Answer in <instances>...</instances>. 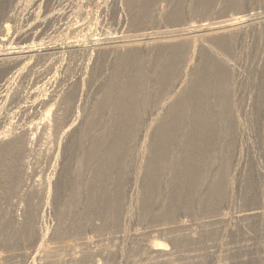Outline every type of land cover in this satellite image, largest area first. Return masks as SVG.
Instances as JSON below:
<instances>
[{"label":"bare ground","instance_id":"1","mask_svg":"<svg viewBox=\"0 0 264 264\" xmlns=\"http://www.w3.org/2000/svg\"><path fill=\"white\" fill-rule=\"evenodd\" d=\"M49 1L47 0V2ZM183 1L185 0H100L101 8L104 11L111 8L112 12L108 21L100 20L95 24L96 26L108 25L106 30L104 28L103 36L96 39L89 37L86 42L79 39L66 40L65 42L61 39L62 34L70 30L75 31L74 33L81 32L86 29L88 22L79 24L66 21V24L59 27V34L45 37L44 34L48 32L46 30L51 23L57 20L60 13L62 16L64 11H61V8L42 10L44 0H0V3L6 8L4 16L9 22H16L19 18L11 13L13 7L21 9V7L31 4L35 8L28 23L13 39L3 38L0 30V178H6V184L8 183L6 207L11 213L9 219H6L9 215L8 212L5 214L6 220L4 221L12 222L14 227L16 226L19 230L20 236L14 241L0 242V264H101L94 257L95 254L103 257L118 254L117 242L120 238L121 240L130 238L129 234L122 229L120 235L116 236V234L110 233L114 237L110 241L107 239L109 242L103 245L99 244L98 249H93L90 245L93 239L85 231L86 224L79 219L75 228V223L72 224L73 227L70 224V227L65 221V217L62 220L61 231L58 235L53 234L50 231L51 226L49 228L46 224L45 216L48 204L52 202V195L59 192V186L57 182H54L53 176L39 178L35 175L41 155H48L50 159L56 158L63 164L62 166H65L67 161L64 158L61 159L60 152L63 147L67 148L71 144L72 147L76 146L78 149L77 156L75 155L77 167L75 166L74 173L88 174V172L122 170V178H126L127 187L132 188L148 172H151L153 176L159 172V174H163L164 184L168 181L171 191L173 187L170 182L173 181L172 178L175 174L174 166L196 165V168L203 164L218 165V163L233 162L234 152L238 147L237 132L243 131L241 129L244 126H242L240 117L243 112L240 105L243 101H239L235 98L236 96L231 95V90L232 86L238 83L236 80L241 78L236 65L241 61L243 52L254 49L258 54V51L263 47L258 64L264 65V13L256 6L260 3L263 5L264 0H201V8H199L201 13H209V5H212V2L215 5L221 3L222 7H219L221 10L229 7L236 12L230 13L232 15L226 21L200 22L194 32H191L192 29L190 30L186 26L167 29L153 28L155 24H161L170 19H174L175 22H183L184 12L171 13L174 6L177 4L178 9V4L181 2V5ZM190 1L188 0L189 3ZM258 6L260 8V5ZM75 7L77 9L72 8V14L74 17L75 14L80 16L78 9L80 7ZM210 13L209 16H211ZM187 16L189 17V15ZM81 21L87 20L85 18ZM4 23L2 27L6 29L9 23ZM112 25L117 27L113 28L115 31L112 30ZM64 37L66 38L67 35ZM64 52H69L72 57L83 55L89 58L88 62H84L80 66L77 75H73L70 67L66 65L57 66L62 63L61 55ZM244 64L246 65V63ZM252 71L251 64L243 73L248 77ZM259 75L258 69L251 81L254 82V78L259 79ZM231 76L236 82H233L234 85L231 81L229 82ZM34 78H37L36 81L27 90L28 86L25 87L24 84ZM47 85L50 86V91L45 88ZM200 89L202 95L196 99L194 94ZM204 90L207 92L210 103V105H205V107H209L206 112L202 106L205 104L202 102L206 98ZM241 97H239L240 100ZM19 114L24 117L23 121L17 120L16 115ZM220 140L225 142L227 147L225 152L218 156L220 151L218 148L221 147ZM47 159L49 160V158ZM113 159H118V161H112ZM44 160L46 161V158ZM148 168L152 169L149 171ZM207 170L208 168L205 167L202 175L205 173L204 175L207 176ZM60 173L61 171L54 168L49 175ZM105 174L107 173L105 172ZM209 174L212 175L213 180H216L215 175L218 178V173H215L214 170ZM198 176L200 175L198 174ZM156 178L158 179V177ZM205 178L202 177V180ZM207 179H209L208 176ZM203 181L204 186L211 187L210 183L212 182ZM230 182H232L231 179ZM159 184L161 185V183ZM200 184L202 186L203 183ZM200 184L198 185L200 186ZM226 184L224 183L225 187ZM124 186L126 187V185ZM83 188L82 190H84ZM201 190L199 192H202ZM72 192L74 194V190ZM198 195L200 196V194ZM131 197L129 196V199ZM232 198L233 196L230 197V200ZM221 199L222 193L219 194V198H216L217 212L213 215L202 214L203 218H197L200 217L199 215L194 218L192 215L189 217L190 219L175 217L170 221L167 219L165 223H161L160 228H153V230L163 232L171 240L182 237L185 241L194 243V240L199 238L195 237L199 228L200 231L214 224L225 225L227 228L235 220L233 214H229L228 211V213L224 212ZM129 206L127 210L132 211L131 207L133 206L130 209ZM75 209V206L72 205L65 212L70 216ZM20 210H22V214ZM263 212L264 210H262ZM132 213L128 212L127 214ZM243 214L244 219L248 220L252 213ZM124 215H126L125 212ZM105 218L111 219V217ZM129 218L131 222H136L134 217L130 216ZM124 221V224L129 223V221ZM125 227L127 226L125 225ZM69 228H72V232H69ZM185 230L188 231L187 234L182 233ZM218 232L220 231L218 230ZM103 234L98 233V238ZM222 237L223 235L220 236V238ZM219 239L216 241L217 245L219 242L221 246H224L222 239L220 241ZM201 240L203 238L200 237L199 241ZM122 241L124 244V240ZM144 246L147 254L145 257L139 255L140 252H138L136 254L139 256L138 258L130 257L126 263L178 264L176 260L181 259L165 243L159 242L157 239H148ZM206 246L208 248V244ZM191 249L193 248L188 246L177 251L180 252L179 255L187 258L190 257L188 253L191 252ZM88 255H91L92 258L89 263H86V258L89 259ZM173 256H175L174 259ZM176 256L179 259H176ZM217 259H220V256ZM191 262L187 260L186 263Z\"/></svg>","mask_w":264,"mask_h":264},{"label":"rangeland","instance_id":"2","mask_svg":"<svg viewBox=\"0 0 264 264\" xmlns=\"http://www.w3.org/2000/svg\"><path fill=\"white\" fill-rule=\"evenodd\" d=\"M15 1H18V0H15ZM94 1H91V0H77V1L76 0H50L49 2H47V0H44V2L42 4V8H41L42 10H45V9L51 10L53 8H58V9L61 8L62 9L61 11H64L63 12L64 15L62 14V16H61V13H60L59 17L57 18V20L59 22L57 20L53 21L54 23L52 22L51 25L47 28L46 31H48V32H45L44 36L47 37V36H50L51 34H59V32H60L59 27L63 24H66L65 22L67 21V23L78 22L79 24H81L82 22H88V24L85 27L87 29V31L85 29L81 32L78 31V33H74L75 31L70 30L69 32H66L67 34L66 33L62 34L61 39L65 42H66V40H73V39H79L83 42H86V41H88L89 37L90 38L92 37L93 39H96L97 37H102L104 31L106 30V26H108V25L96 26L95 24L97 22H99L100 20H103V21L107 20L108 21L110 19V16L112 15V12H111V8L107 9L108 11L107 10L104 11L101 8L102 6L99 3L100 0H96L98 2H96V1L94 2ZM79 2H81V3H79ZM180 3L178 4V9L176 7L177 6V4H176L174 6L175 8H173L174 10L172 9L171 13L172 12L175 13L176 11L177 12H179V11L184 12L183 15H185V18H184L183 22H175L174 19H170L171 21L166 20V21H163L161 24H155L153 26V28H160L161 27L162 29H167L169 27L174 28V27L186 26V27L190 28V30L192 29L191 32H194V31H196V27H198L200 22L206 23L207 20H208L207 23L209 21H210L209 23H213L215 21L216 22L217 21H226L227 18L229 19L230 16L236 12V10L229 8V7L224 9V10H221V9H219V7H222L221 3H216V5H215V3L212 2V5H209V10L211 12V13L209 12L211 15V16H209V13H206V14L201 13V11L199 9V8H201L200 7L201 0H191L190 3L188 2V0H185L182 2L181 5H180ZM217 5H218V7H216ZM258 5H260V8ZM75 6L80 7V8H78L80 10V16L75 14V17H74V14H72V10H73L72 8H74V10L77 9ZM194 6H195V8H194ZM256 6H257L258 10L260 9V11H262V13H264L263 12L264 11V4L262 5V3H260V4H256ZM13 8L11 9V13L14 15H17L19 18H18V21H16V22H11V21L9 22L7 20V18L4 16L6 8L2 3H0V26H1L0 30L2 31V37L6 38V39H8V38L13 39L14 37H16L18 32H20L22 30V28L28 23L29 18L31 17V13L35 10V8L31 6V4H29V5L27 4V6L25 5L24 7H21V9L19 7H13ZM214 8H215V10H214ZM97 9H99V10H97ZM187 9H190V10H187ZM227 9H228V11H227ZM18 10H20V11H18ZM24 10H26V11H24ZM65 10H66V12H65ZM106 12H107V15H106ZM230 13H232V14H230ZM187 15H189V17ZM68 17H70V18H68ZM85 18L87 21H81L83 19L85 20ZM97 18H98V21H97ZM104 18H105V20H104ZM6 22H8L9 25L5 29L4 27H2V24L3 23L6 24ZM188 24H189V26H188ZM51 27H52V29H51ZM104 28H105V30H104ZM111 28L113 31H115L114 29L117 27L112 25ZM96 31H98V32H96ZM46 33H48V34H46ZM77 34H79V35H77ZM119 34H121V33H119ZM64 35H67V37L65 38ZM250 39H249V41H250ZM262 49H263V47H261V50L258 51V54L254 51V49H249V50H246L245 52H243L242 53V59H241V61H239L240 64L238 63L236 65L237 72L238 73L240 72L239 74H240L242 79L241 78L237 79L236 81L238 83H236L235 80L233 81L232 76L230 77L232 80L229 79V82L231 81L233 85L236 83L234 86H232L231 95L236 96L235 98H237V100L243 101V103L240 105V109H241V111H243L240 117H241V121L243 124L242 126H244V127H243V129H241L243 131L239 130L237 132L238 147L235 150L236 152H234V160L232 162L233 164L232 163H229V164L228 163H223V164L218 163V165H216V164H214V165L203 164L201 166L198 165L196 168H195L196 165L174 166L173 172H175V174L172 178L173 181L170 182L171 187H173L172 191L169 187L168 181L165 182V184H164V179H163L162 173H160L161 174V177H160L159 172H157V175H154V176L152 175L151 172H148V174H146L145 177H141L134 184V186H133L134 189H133V187L132 188L127 187L126 178L125 179L122 178V174H121L122 170H115L116 172L115 171L88 172V174L87 173H74L75 169L77 167L76 156H77L78 149L76 146L72 147L70 144L67 148L63 147L62 151L60 152V154H62L61 159L64 158V160L67 161V164L65 166H62L63 164L60 161L56 160V158L50 159V157L48 155L44 154V155H41L42 158L41 157L39 158V161H38L39 163H37L38 166L36 167V170H35V175L39 178L40 177H49V176L52 177L53 176L52 178H53L54 182H57V184L59 186V190H58L59 192L54 196L52 195V202L48 204V208L46 209L45 220H46V224L48 225V227L51 226V228L49 227L50 231L53 232V234L58 235V233L61 231V229L63 227L62 226L63 217L66 218L65 221L67 222L68 225H70V224L72 225L73 223H75L74 228L76 227V224L80 220H82L84 222V224H86L85 225L86 234H88V236L91 239H93V240H91V244H90V245H92L91 248L98 249L99 244L103 245L104 243L109 242L114 237L113 235H115V234H116V236L120 235L121 234L120 231L122 229H124L129 234L130 238L127 237V239H122V240H124V244L120 238V240L117 242V244H118L117 247L119 249L118 254H112L113 256L110 255L108 257H103V256L98 255V254L94 255V257H96L101 264H128V263H126L127 259L130 257L131 258H138L139 256L136 255L138 252H140L139 255H143L145 257V255H147V254H146V250H145L144 245L148 239H153V240L157 239L159 242L162 241L163 243H165V245L170 250H173L175 252V254H177L178 257L180 256L181 259H179L176 256V259H179V260H176V263H178V264H182V263L187 264L186 263L187 260L192 261L191 262L192 264H214V263L216 264L217 262H219L220 264H224V262H225V264H264V262H263V260H264V248H263L264 247L263 246V244H264V230H263L264 229L263 228V226H264V224H263L264 223V212L262 213V210H264V205H263L264 204V201H263L264 200L263 199L264 198V193H263L264 192V186H263L264 185V135L262 134V132L264 131V128H263L264 127L263 126L264 125V121H263L264 120V117H263L264 116V110H263V100H264V81H263L264 80V78H263L264 74H263V72H264V65L261 66L260 64H258L259 63L258 61H259V59L263 53ZM64 53L62 54L64 57L61 55L62 63H59L57 66L62 64L63 66L66 65V66L70 67V70L73 73V75H77L79 73L80 66L84 62H88V60H89L88 57H85L83 55H82L83 57L82 56L81 57H72V56H70L69 52L68 53L64 52ZM72 58H73V60H72ZM250 61H251V63H250ZM90 62H92V61H90ZM244 63H246V65ZM251 64L253 66V71L249 74L248 77H246L243 72L246 69H248V66H251ZM258 69H259V74H260L259 79L254 78L253 79L254 82H252L251 79H252L253 75L255 74V72L257 74ZM36 79L37 78H34V80L27 81L28 84L25 82L26 84H24V86L25 87L28 86L26 88L27 90L34 84ZM246 79H248V80H246ZM233 82H235V83H233ZM246 82H247V85H246ZM244 83H245V85H244ZM238 86H239V89H238ZM246 86H247V88H246ZM45 88L46 89L48 88L49 91L51 89L50 86H48V85ZM200 92H202L201 89L198 90L194 94V97L196 99H199V97H201L202 93H200ZM204 92H205L206 98H205V101L202 102V103H205L202 106L206 112L209 107H207V106L205 107V105H210V103L208 102L207 92L205 90H204ZM234 92H235V94H234ZM238 92H239V94H238ZM239 97H241V100ZM22 117L23 116L21 114L16 115L17 120L24 119V117L23 118ZM191 130H193V129H191ZM240 138H241V140H240ZM220 142H221V140H220ZM41 143H42V141H41ZM222 144H224V145H222ZM225 144L226 143L225 142L223 143V141L220 144L221 147H219V145L217 144L219 147L218 150H220L218 152L219 153L218 156H220L221 154H223L225 152L226 147H227V144L226 145ZM223 147H224V150H223ZM44 156H46V157H44ZM237 157L239 158V161H238ZM44 158H46V161L44 160ZM47 158H49V160ZM40 160H41V162H40ZM112 161L117 162L118 159H115V160L113 159ZM236 162H237V165H236ZM238 164H239V166H238ZM50 165L52 166V168ZM229 166H231V167H229ZM205 167L208 168L207 176L209 177V179H207V176L204 175L205 173H203L204 176L202 175V172H203ZM216 167H218L219 169H217ZM54 168L55 169L57 168L59 171H61V173L56 174V175H49L51 172H53ZM151 169L152 168H148L149 171ZM196 170H197V172H196ZM213 170L215 173H218L217 174L218 178L215 175L216 180L215 179L213 180L212 175L210 176V174H209L210 171L212 172ZM105 172L107 174H105ZM233 172H235V173H233ZM198 174L200 176H198ZM83 176H85V177H83ZM92 176H93V178H92ZM81 177H83V178H81ZM156 177H158L159 180ZM202 177L203 178L206 177L205 179H203V180H205V182L208 180L209 181L213 180V181H210V182H212V183H210V185H211L210 188H209V185H207L208 187L204 186V181L202 180ZM210 177H211V179H210ZM226 177L228 180L226 179ZM194 179H196V180H194ZM230 179L234 184L232 182H230ZM5 180H6V178H0V211H2V212H0V242H4L6 240H7L6 242L14 241L15 239H18V237H20L19 236V230H17L16 226L14 227V224L11 221H10L11 223H7L6 221H4L6 219H9V217H11V213H9L10 211L6 207V200H7V195H8V192H6V191L8 190V183L6 184ZM85 180H86V182H85ZM109 180H111V181H109ZM224 180H226V181H224ZM184 181H185V183H184ZM124 182H125V184H124ZM201 182L203 183L202 186L200 184ZM228 182H230L232 184H230ZM102 183H103V186H102ZM108 183H110V184H108ZM159 183H161V185L163 183V186H161ZM191 183H192V185H191ZM224 183L225 184L227 183L226 187L224 186ZM156 184H158V185H156ZM198 184H200V186ZM208 184H209V182H208ZM124 185H126V187ZM230 185H231V187H230ZM233 185H234V187H233ZM160 186H161V188H160ZM203 186H204V188H202ZM261 186H262V188H261ZM163 187H164V189H163ZM197 187H199V188H197ZM82 188L84 190H82ZM118 188H119V190H118ZM125 188L127 191L124 190ZM71 189L74 190L75 195L73 194ZM113 189L115 190V192ZM193 189H194V191H193ZM201 189H203V190H201ZM200 190L202 192H199ZM133 191H134V193H133ZM160 191L164 194L163 195H162V193L160 194ZM260 191H262V192H260ZM85 192H86V194H85ZM127 192H132V193L128 194ZM167 192L169 194H165ZM125 193H126V195H125ZM220 193H222V199H221L222 200V209L224 210L225 213L229 212V214H231V215L233 214V218L235 220L234 223L229 224V226H227V228L225 225L219 226L217 224H214L210 227L201 229L200 231H199V229H200L199 228L197 233L195 234V237H197V238L199 237V238L195 239L194 243H193V241H185V239L182 237H178L176 239L171 240L163 232H160L159 230H157V231L153 230V228H160L161 223H165L167 221V219H168V221L174 219L175 217L180 218V219L181 218L182 219H184V218L188 219L189 217H192V215L194 216V218L197 217V215L200 216L197 218H203L204 216H202V214L203 215L208 214V213H209V215L215 214L217 212V205H218L216 198H219ZM81 194H83V195L81 196ZM121 194H122V196H121ZM198 194H200V196ZM260 194H261V196H260ZM131 195H132V197H131ZM136 195H138V196H136ZM59 196H61V197H59ZM110 196H112L113 200H111L112 198H110ZM129 196L131 197L130 199H129ZM195 196H198V197L195 198ZM232 196L234 198V201H233V198L230 200V197H232ZM53 197H54V200H53ZM136 197H137V200H136ZM106 198H108V199H106ZM115 198H117V199H115ZM197 198H199V199H197ZM156 199L158 200V202ZM104 200H106V201H104ZM195 200H196V203H195ZM112 201H114V202H112ZM136 201H137V204H135ZM128 202L130 203V206H129ZM163 204H164V206H163ZM172 204H173V206H172ZM72 205L75 206L76 209L72 212L73 214H71L69 216L68 213L65 212V210L69 209L70 206H72ZM127 205L129 206V209L131 206H133V207H131L132 211L127 210L128 209ZM232 205H233V207H232L233 209L231 210ZM122 206H123V208H122ZM178 206H179V208H178ZM196 209H197V211H196ZM57 210H58V212H57ZM170 210L173 212H171ZM126 211H127V213L133 212L132 213L133 215L127 214ZM7 212L9 214L8 217L5 216V214ZM20 212L22 214V210H20ZM110 212H112V213H110ZM124 212L126 215H124ZM196 212H198V213L196 214ZM246 212L249 214L252 213L251 217L248 220L244 219L243 213H246ZM164 213H166V214H164ZM1 214H2V216H1ZM253 214H255V215H253ZM127 215L129 217L130 216L134 217L136 222L135 223L131 222V219ZM182 215H184V216H182ZM76 216H77V218H76ZM126 216H127V218H126ZM5 217H6V219H5ZM105 217H111L112 220L110 218H105ZM123 218H124V220H126V222L129 221V223L124 224L123 222H125V221L123 220ZM72 219H74V220H72ZM77 219H78V221H76ZM160 221H162V222H160ZM107 223H109L110 226ZM71 225H70V227H71ZM111 225L113 226L112 228H111ZM125 225L127 227H125ZM119 226H121V227H119ZM72 227H73V225H72ZM101 227L103 230L101 229ZM174 228H176V227H174ZM225 228H226V230H225ZM7 230H8V232H7ZM71 230H72V228H69V232H72ZM95 230H98V231L95 232ZM108 230H109V232H108ZM142 230H144V231H142ZM218 230L220 232H218ZM73 231H75V229H73ZM131 232H132V234H131ZM183 232L186 234L188 233V231L186 232V230L182 231V233ZM200 232H201V234H198ZM98 233H100V234L104 233V234L102 235V237L100 236V238H98V236H97ZM110 233H112L113 235L111 234L112 235L111 236ZM220 234L223 235L222 238H220V236H221ZM198 235H201V236H198ZM200 237L203 238V240L199 241ZM218 239H219V241L222 239V242L224 244V246L222 245L223 247L219 244V242L217 245L216 241ZM238 240H240V241H238ZM204 242L206 243L205 245H204ZM132 243H133L134 248L132 246ZM207 244H208V248L206 246ZM236 245H238V246H236ZM188 246L193 248V249H191V252L188 253L190 255V257H187V258H189V259L185 258V256L179 255L180 252L178 253V251H180L183 248H186ZM248 246H250L249 250L247 249ZM20 247H22L21 244H20ZM122 249H124V250H122ZM0 250H1V248H0ZM204 252H206V253H204ZM120 253H123V254H120ZM119 256L122 258V260ZM203 256L205 259L203 258ZM218 256H220V259H217ZM88 258L89 259L86 258V263H89L92 256L88 255ZM174 258H175V256H173V259ZM178 261H180L181 263ZM191 263H188V264H191Z\"/></svg>","mask_w":264,"mask_h":264}]
</instances>
